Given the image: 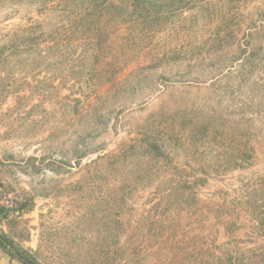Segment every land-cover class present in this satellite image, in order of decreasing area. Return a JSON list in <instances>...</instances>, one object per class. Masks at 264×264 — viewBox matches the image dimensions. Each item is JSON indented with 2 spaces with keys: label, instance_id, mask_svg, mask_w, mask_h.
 <instances>
[{
  "label": "rangeland",
  "instance_id": "rangeland-1",
  "mask_svg": "<svg viewBox=\"0 0 264 264\" xmlns=\"http://www.w3.org/2000/svg\"><path fill=\"white\" fill-rule=\"evenodd\" d=\"M20 4L0 0V264H24L18 255L35 264H170L167 245L137 222L150 191L118 220L104 176L79 172L75 152L93 150L83 165L119 151L137 178L202 177L195 165L213 163L205 191H250L264 178V0H151L149 15L122 30L144 68H128L118 88H99L105 78L86 70L77 76L82 62L46 65L41 30L30 26L38 15ZM244 136L254 159L226 170Z\"/></svg>",
  "mask_w": 264,
  "mask_h": 264
},
{
  "label": "trees",
  "instance_id": "trees-1",
  "mask_svg": "<svg viewBox=\"0 0 264 264\" xmlns=\"http://www.w3.org/2000/svg\"><path fill=\"white\" fill-rule=\"evenodd\" d=\"M13 1L15 6L25 3L31 13L38 15V19H30V26L38 25L41 30L38 46L46 65L82 62L77 76L86 70L93 77H104L99 88L106 83L115 88L122 86V73L132 67L129 75H133L140 67V62L136 63L140 52L129 44L134 36L124 37L122 30L142 12L149 15L151 0ZM30 30L34 32L32 27ZM154 69L148 65L146 71ZM77 83L80 81L75 79L71 86ZM95 86L96 83L88 87L96 92ZM197 134L195 127L190 129L192 140ZM220 134H225L224 130ZM244 139L246 143L236 144L232 152L236 160L229 161L230 168L226 170H241L248 165L247 159H254L255 148L247 146L248 136ZM192 149L190 144L187 151L191 153ZM91 152L77 149L73 167L85 175L104 176L108 195L105 202L111 216L124 219L131 206L138 204V194L150 191L141 197L137 222L143 229L148 226L154 231L158 244L162 241L167 245L170 264H264V178L252 183L250 191L231 196L205 191L216 181L211 176L216 173L213 163L195 165L202 177L190 174L183 178H137L135 168L126 164L119 151L82 165ZM102 161H110V167L102 168ZM154 185L155 190H147ZM18 256L24 264H35Z\"/></svg>",
  "mask_w": 264,
  "mask_h": 264
}]
</instances>
